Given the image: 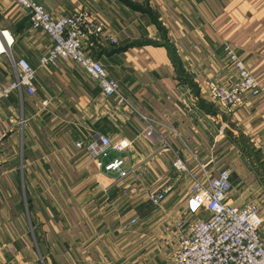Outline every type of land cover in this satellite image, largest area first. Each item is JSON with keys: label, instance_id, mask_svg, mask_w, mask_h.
<instances>
[{"label": "crops", "instance_id": "crops-1", "mask_svg": "<svg viewBox=\"0 0 264 264\" xmlns=\"http://www.w3.org/2000/svg\"><path fill=\"white\" fill-rule=\"evenodd\" d=\"M34 1L56 17L96 15L102 32L86 52L126 103L64 60L40 69L34 96L0 100V264H174L192 186L176 156L200 181L229 171L231 203L260 207L264 239V0ZM0 30L14 41L0 57L2 90L17 81L14 64L37 68L53 43L14 0H0ZM226 45L263 91L234 108L209 90L237 81ZM100 136L133 141L121 173L106 170L115 155L93 162L77 148Z\"/></svg>", "mask_w": 264, "mask_h": 264}, {"label": "built area", "instance_id": "built-area-1", "mask_svg": "<svg viewBox=\"0 0 264 264\" xmlns=\"http://www.w3.org/2000/svg\"><path fill=\"white\" fill-rule=\"evenodd\" d=\"M14 1L26 10L32 28L41 30L53 45L40 59L37 68L26 60L14 64L17 81L0 90V100L16 90H25L28 95L34 96L40 69L64 60L79 67L95 81L106 98H116L118 104L126 103L120 95L119 83L110 79L103 65L86 52L87 47L91 46L102 32L94 13L84 10L56 17L34 0ZM1 40H5L6 47L0 43V57L10 58L14 41L8 31L0 30ZM112 43L118 44L116 41ZM224 52L228 63L236 72L237 81L230 88L210 84L211 97L218 105L227 108L239 106L243 96L262 97L263 91L248 65L230 46L226 45ZM41 105L45 108L49 105V101H43ZM147 122V128L142 135L150 137L155 132V121L147 120ZM5 138L6 134L0 132V163ZM132 144L133 141L128 139L100 136L87 144L78 143L77 148L84 150L93 162L115 155V159L106 170L108 173L117 174L124 170L123 155ZM172 167L180 181L188 179L192 183L186 217L176 224L179 234L178 252L174 257V264H264L260 207L255 203L244 207H237L231 203L233 191L231 173L222 170L217 178L200 181L195 171H192L178 156ZM200 167L204 170V166ZM172 190L173 187H167L161 193L151 195L152 204L159 206Z\"/></svg>", "mask_w": 264, "mask_h": 264}]
</instances>
